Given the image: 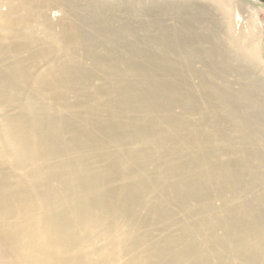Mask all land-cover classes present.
Returning <instances> with one entry per match:
<instances>
[{
    "label": "bare ground",
    "instance_id": "bare-ground-1",
    "mask_svg": "<svg viewBox=\"0 0 264 264\" xmlns=\"http://www.w3.org/2000/svg\"><path fill=\"white\" fill-rule=\"evenodd\" d=\"M236 6L0 15V264H264V66Z\"/></svg>",
    "mask_w": 264,
    "mask_h": 264
},
{
    "label": "rangeland",
    "instance_id": "rangeland-1",
    "mask_svg": "<svg viewBox=\"0 0 264 264\" xmlns=\"http://www.w3.org/2000/svg\"><path fill=\"white\" fill-rule=\"evenodd\" d=\"M23 2L24 0H0V15H2L3 17H7V13H8V10H9V6L11 7H16V6H19L20 5V2ZM145 1V0H143ZM235 2H239L242 6H244V8H238L237 6L234 8L235 12L233 14L234 15V19L236 18V16L239 18L240 20V28H236L237 30H235V32H237L238 30H246L247 29V26H248V22L249 21H253V23L255 24V29H256V32H257V35H258V39H259V50H260V53H261V57H262V60H263V66H264V0H233ZM249 8H248V7ZM250 6L254 7V8H251ZM247 9H250L249 10H246ZM66 7L62 6V5H58V4H49L47 6H44L42 8V13L44 15V18L47 19V21H49L51 24L58 26V28H56V34H59L61 32L60 30V24L59 23L60 21H63V23H65V20L67 23H69L70 21L73 20V18L71 17L72 20H69L68 19H65V15H66ZM246 10V11H245ZM245 13H244V12ZM123 11H120V12H117V15H119L120 13H122ZM250 12V14H249ZM138 14L137 10L133 9V10H130L129 13H127L126 11V15L127 16H136ZM238 14V15H236ZM250 20H249V17ZM14 17H17V16H14ZM174 17V16H173ZM146 20L149 18V17H144ZM143 18V20H144ZM172 19V16L170 17ZM9 19V18H8ZM151 19V17L149 18ZM252 19V20H251ZM60 20L58 23L57 21ZM173 20V23L175 22L176 20V17L172 19ZM16 21L17 20H14V24L15 26L16 25ZM248 21V22H247ZM170 22V23H169ZM172 21L171 20H168V24H165L164 27H167V28H171V25H173ZM36 26H39V23L36 24ZM238 33V32H237ZM60 41L61 42H64L65 41V36L62 35L59 37ZM54 62V60H52ZM35 71L36 72H43L44 69L46 68V65L43 63H40L38 65H36L35 67ZM42 70V71H41Z\"/></svg>",
    "mask_w": 264,
    "mask_h": 264
}]
</instances>
